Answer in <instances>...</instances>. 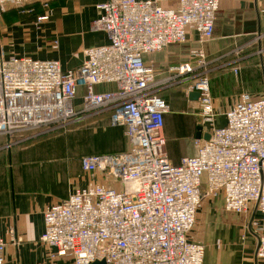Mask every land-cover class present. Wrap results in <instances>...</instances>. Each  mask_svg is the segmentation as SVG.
<instances>
[{"label":"built area","instance_id":"1","mask_svg":"<svg viewBox=\"0 0 264 264\" xmlns=\"http://www.w3.org/2000/svg\"><path fill=\"white\" fill-rule=\"evenodd\" d=\"M51 1L0 0V8L40 2L48 9ZM176 1L177 9L156 0L99 4L93 27L106 32L109 44L85 49L83 64L74 70L64 71L58 60L0 57V145L10 148L102 113L110 114L111 125L122 128L128 140L123 153L82 157L83 171L104 181L76 188L44 211L41 242L52 260L203 264L205 246L190 239L203 197L222 199L224 210L236 215L247 217L256 209L251 228L258 238L257 257L264 260V94L242 92L229 109L218 111L202 47L191 50L190 61L172 67L171 75L155 79L145 56L186 43L192 33L201 44L211 41L224 0ZM49 18L45 11L37 22ZM257 54L264 71V48ZM179 81L190 82L186 98L199 92L210 138L195 139L197 155L175 165L164 135L171 108L161 92ZM100 85L114 90L94 92ZM80 88L87 93L77 110ZM219 116L226 120L222 127L216 125ZM16 137L21 138L13 141ZM9 237L13 244L21 242L14 229ZM9 241L0 238V264L6 262Z\"/></svg>","mask_w":264,"mask_h":264},{"label":"crops","instance_id":"2","mask_svg":"<svg viewBox=\"0 0 264 264\" xmlns=\"http://www.w3.org/2000/svg\"><path fill=\"white\" fill-rule=\"evenodd\" d=\"M106 1L52 0L48 9L40 5L28 8L33 12L27 13L29 16L22 15L17 7L0 10V38L4 54L7 57L58 60L64 71L79 68L85 59V49L109 44L106 32L93 27L100 17L97 6ZM156 1L166 9L178 8L176 0ZM263 10L264 0H224L209 43L201 44L198 35L192 33L183 43L188 46L186 52L180 46L176 48L180 45L176 44L146 55L145 61L154 68L155 79L161 80L171 75L172 67L190 61V52L194 48L202 47L213 56L223 57L236 51L255 52L260 47L264 48ZM45 11L50 15L49 20L38 23L37 17ZM261 35L263 37L259 39ZM239 59L236 57L235 61ZM230 64L231 61L227 60V63L223 62L214 69L226 72L233 69ZM168 89L161 92L165 99L172 91ZM112 90V85L94 87L96 93ZM86 93V88L79 89L78 98L74 101L77 110L81 109ZM238 93L216 99V109L225 112L238 99ZM187 102L198 104V101L189 98ZM187 118H175L171 114L165 116L166 151L175 165L180 164L184 157L197 155L194 140L198 127H202L201 139L210 133L209 126L200 123L193 137L186 136L190 124V118ZM76 123L81 127L32 140L0 154V238L9 241V232L14 229L16 237L21 239L19 244L8 242L5 264H70L65 259L52 260L50 250L41 242L45 232L44 211L67 199L76 188L104 181L100 175L91 176L83 171L82 157L120 154L129 145L124 130L111 125L109 113L82 116ZM225 123L223 116L217 118L218 127ZM174 140L182 143V155L172 158L169 145ZM114 185L121 188L118 183ZM207 199L203 197V210L200 211V208L199 211L202 213L209 209L216 214L211 216L208 213L209 218L198 225L195 233L196 238L206 246L203 264H264V260L257 257L258 238L250 222L259 213L252 208L248 222H245L246 218L244 220L223 211L222 199L218 204L209 206Z\"/></svg>","mask_w":264,"mask_h":264},{"label":"rangeland","instance_id":"3","mask_svg":"<svg viewBox=\"0 0 264 264\" xmlns=\"http://www.w3.org/2000/svg\"><path fill=\"white\" fill-rule=\"evenodd\" d=\"M35 5H41L42 6L43 4L40 2H33V3H28V4H23L21 6H18L17 9L20 10V13H24L25 11L22 10V8H25L26 6L27 7H33ZM3 9H5V8H0V10H3ZM27 11L30 12L29 10H27ZM1 14H3V12ZM22 15H25V14H22ZM25 16H29V15H25ZM209 42L210 41H207V42L203 43V45H205ZM179 46L183 48V52L187 51V48H188L187 45H185V44L176 45V48H178ZM204 50H206V49H204ZM205 53H206V57H207L206 61L208 63V65H207L208 77L210 79L211 93H212V97H213L214 102H216V99H221L223 97H227V95L230 93L232 95H235V93H238V92L240 94L242 92H249V93L253 94L254 96H261L264 94V71H263V67H262V59L259 58V56L257 54V50L255 52H248V51L231 52L227 57L218 56V55L213 56V55H211V53H208V50H206ZM253 53H254V55H253ZM2 55L7 57L6 54H4V52H3V45L1 42V38H0V57ZM247 55H248V57H247ZM236 57L241 58V59H239L238 61H235ZM227 60L231 61V64H230L231 67H238L239 68V73L237 75L233 72V69L227 70L226 72L221 71L220 69L219 70L214 69L217 66L221 65L223 62L227 63ZM189 85H190L189 81L188 82L181 81L178 83V85L176 84L175 86L170 87L169 89H172V91L166 95V100L168 101V103L170 105V108H171L170 114L173 117L177 118V117L181 116V117H185V118H187V117L190 118V124L188 123L189 125H188V129L186 131V136H188V137L192 136L193 137L194 132L196 131V128L198 126H201L200 123L203 124V120L201 117V106H200V104L199 103L198 104H189L187 102V98L185 96V90ZM239 93L237 94V96L239 95ZM187 113L189 115H186ZM77 125H78L77 123L71 124V125L67 126L66 128L55 130V131L49 132V133H44L35 139H31V140H27V141H20L17 144H14L10 148H7V147H5V145L1 144L0 145V147H1L0 148V154H2L4 152L6 153L7 151H10L14 147L24 145V144L28 143L29 141L36 140V139H39V138H42L45 136H49V135L62 134L65 130L76 129V128L81 127V125L80 126H77ZM20 138L21 137H16V138H14V140L13 139L12 140L13 141H19ZM181 145H182V143L181 142L177 143L176 140L171 142V144L169 145V151L171 153L172 158L179 156V155H182V150L180 149ZM3 146H4V148H3ZM219 200H221V199L220 198L207 199L206 204L208 206L212 203L218 204V202H220ZM201 210H203V207H201L200 211ZM200 211L198 212V215H197V221H196L197 223L195 225V228L192 231V233L190 234V239L192 241L199 242L205 246V244L203 242H200L196 238L195 233L197 232L198 225L201 222H206V219L209 218L208 213L211 214V216L213 214H216V213L209 210V209L206 212H205V210L202 211V213ZM223 211H225L224 208H223ZM231 215L237 216V217L242 218L244 220L246 218L247 221H245V222H248V219H249V216L246 217V215L245 216L244 215H236V214H232V213H231ZM252 220L253 219L251 218L250 222H252ZM205 249H206V246H205ZM64 259L67 260L68 262H70V264H71L70 257H67Z\"/></svg>","mask_w":264,"mask_h":264},{"label":"water","instance_id":"4","mask_svg":"<svg viewBox=\"0 0 264 264\" xmlns=\"http://www.w3.org/2000/svg\"><path fill=\"white\" fill-rule=\"evenodd\" d=\"M199 96H200L199 92H192L189 95V99L191 101H198L199 100ZM201 130H202V127H198V133H197L196 139H201L202 138L201 137V133H200ZM209 138H210V135H206L204 137L205 140H208ZM255 212H256V209H255ZM253 218H254V216L252 217V219ZM94 264H105V262H95Z\"/></svg>","mask_w":264,"mask_h":264},{"label":"trees","instance_id":"5","mask_svg":"<svg viewBox=\"0 0 264 264\" xmlns=\"http://www.w3.org/2000/svg\"><path fill=\"white\" fill-rule=\"evenodd\" d=\"M35 6H39V5H35ZM40 6H41V5H40ZM42 6H43V5H42ZM42 6H41V7H42ZM28 8H30V7H27V6H26L25 8H22V10H24V11H25V12H24V13H22V14L28 15V14H30V13H33V12H31V11H30V12H28V11H27V9H28ZM43 8H44V7H43ZM42 11H43V10H42ZM27 13H28V14H27ZM167 102H168V101H167Z\"/></svg>","mask_w":264,"mask_h":264}]
</instances>
